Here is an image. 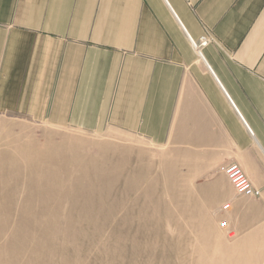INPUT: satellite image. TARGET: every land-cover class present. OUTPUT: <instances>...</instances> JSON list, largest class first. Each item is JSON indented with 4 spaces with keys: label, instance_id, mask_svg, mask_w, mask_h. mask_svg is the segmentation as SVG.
I'll list each match as a JSON object with an SVG mask.
<instances>
[{
    "label": "crops",
    "instance_id": "crops-1",
    "mask_svg": "<svg viewBox=\"0 0 264 264\" xmlns=\"http://www.w3.org/2000/svg\"><path fill=\"white\" fill-rule=\"evenodd\" d=\"M0 114L138 136L238 234L264 218V0H0ZM233 162L260 197L236 193Z\"/></svg>",
    "mask_w": 264,
    "mask_h": 264
},
{
    "label": "rangeland",
    "instance_id": "rangeland-1",
    "mask_svg": "<svg viewBox=\"0 0 264 264\" xmlns=\"http://www.w3.org/2000/svg\"><path fill=\"white\" fill-rule=\"evenodd\" d=\"M164 156L0 114V264H264V218L228 238L223 211L174 194Z\"/></svg>",
    "mask_w": 264,
    "mask_h": 264
},
{
    "label": "built area",
    "instance_id": "built-area-1",
    "mask_svg": "<svg viewBox=\"0 0 264 264\" xmlns=\"http://www.w3.org/2000/svg\"><path fill=\"white\" fill-rule=\"evenodd\" d=\"M208 43L207 39H202L197 47L205 46ZM221 171H223L231 184L233 185L236 193L239 196L244 197H260L261 190L257 189L245 173L244 169L238 163H229L221 166ZM230 209V204H224L221 211L227 212ZM220 226L224 229L228 238H232L233 235L237 234V231L231 224V219L225 216V219L220 222Z\"/></svg>",
    "mask_w": 264,
    "mask_h": 264
},
{
    "label": "bare ground",
    "instance_id": "bare-ground-1",
    "mask_svg": "<svg viewBox=\"0 0 264 264\" xmlns=\"http://www.w3.org/2000/svg\"><path fill=\"white\" fill-rule=\"evenodd\" d=\"M25 165V164H24Z\"/></svg>",
    "mask_w": 264,
    "mask_h": 264
}]
</instances>
